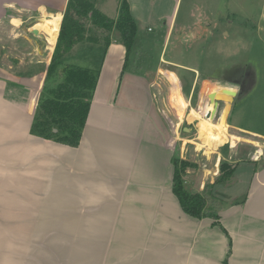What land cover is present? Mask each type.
Instances as JSON below:
<instances>
[{
	"label": "crops",
	"instance_id": "obj_1",
	"mask_svg": "<svg viewBox=\"0 0 264 264\" xmlns=\"http://www.w3.org/2000/svg\"><path fill=\"white\" fill-rule=\"evenodd\" d=\"M67 1L0 0L8 43L0 48V264H222L229 241L228 264H264V158L249 160L240 191L231 193L230 181L212 186L227 236L210 219L186 215L171 189L175 148L156 135L152 98L136 87L147 90L148 82L124 75L125 48L111 41L112 33L78 147L30 134L45 72L16 77L5 58L12 53L27 66L29 57L46 51L47 67L57 39L48 57L47 36L36 26L49 15L63 17ZM88 45H76L67 61L81 64L88 56L78 51L94 48ZM224 90L209 94L233 98V90ZM192 96L183 95V108L201 121L216 100L208 98L202 116L191 107ZM136 118H144L138 128ZM231 163L237 168L242 162ZM198 186L190 192L201 191L204 182Z\"/></svg>",
	"mask_w": 264,
	"mask_h": 264
},
{
	"label": "rangeland",
	"instance_id": "obj_2",
	"mask_svg": "<svg viewBox=\"0 0 264 264\" xmlns=\"http://www.w3.org/2000/svg\"><path fill=\"white\" fill-rule=\"evenodd\" d=\"M94 1L96 9L117 20L120 0ZM131 3L137 33L124 75L130 74L148 82L147 90H144L145 85L137 84L136 87L152 98L154 117L151 119L160 133L156 135L172 144L175 148L173 156L194 165L193 168L188 167L183 176L185 188L194 191L199 188L200 182L205 185L209 183L207 181H212L222 160L219 159L220 154L230 164L242 162L235 168L230 180L232 185L229 186L231 193L240 191L244 188L243 183H247V174L251 169L249 160L255 156L264 158V0H131ZM46 18H51V15ZM170 24V35L164 44ZM36 28L45 33L41 23ZM6 31V27L0 26V48H7ZM114 39L122 44L116 30L112 32L111 41ZM12 47L22 49L15 44ZM82 49L78 51L82 57H87L89 53L99 57L93 49ZM52 50L53 47L47 43L48 57ZM46 53L41 51L38 57H29L27 62L30 64L27 66H19L12 53L5 60L14 64L13 75L19 72L37 76L43 73L41 69L47 61ZM84 60L77 64L87 65L86 61L83 64ZM246 65L251 67L253 81L252 85L245 83L249 94L239 101L235 98L229 102L219 100L213 121L220 117L228 104L224 132L227 140L205 145L210 148L219 146L216 150L208 149L198 139L200 119L190 115L189 106L183 108V95L194 94L190 97L191 107L204 116L210 92L224 89L239 92V87L231 80L237 78L240 68ZM190 68L199 74L193 73ZM17 85L23 89L30 88L28 85ZM131 88L132 83L128 86L129 90ZM136 119L138 128L144 118ZM232 126L261 132L262 135L238 131ZM214 190L211 194L215 197Z\"/></svg>",
	"mask_w": 264,
	"mask_h": 264
},
{
	"label": "trees",
	"instance_id": "obj_3",
	"mask_svg": "<svg viewBox=\"0 0 264 264\" xmlns=\"http://www.w3.org/2000/svg\"><path fill=\"white\" fill-rule=\"evenodd\" d=\"M113 30L119 32L125 48L124 73L137 33L127 0H120L117 20L108 18L96 9L94 0L67 1L49 64L46 68L43 65L41 69V72L45 71V77L30 128L31 135L68 147H78ZM78 44L93 45L99 57L89 53L85 59L88 65L68 62L66 56ZM22 75L19 72L14 74L16 77ZM248 82L252 85L253 81L249 66L246 65L240 68L239 76L231 80L232 84L239 87L236 100L249 94V88L245 87ZM172 164L171 189L182 211L197 220L210 219L212 225L219 227L227 236L219 222L221 201L211 194V189L216 183L231 180L235 164L222 159L214 183H206L199 192L188 191L183 181L186 169L194 165L178 156H173ZM230 254L229 241L222 264H228Z\"/></svg>",
	"mask_w": 264,
	"mask_h": 264
},
{
	"label": "bare ground",
	"instance_id": "obj_4",
	"mask_svg": "<svg viewBox=\"0 0 264 264\" xmlns=\"http://www.w3.org/2000/svg\"><path fill=\"white\" fill-rule=\"evenodd\" d=\"M61 18L62 16L60 14H55L51 15V18L43 19L41 22V28L45 31V34L47 36V43L50 47H53L57 39ZM214 99L216 101L223 100L225 102H229L231 100V98L227 96L224 92L218 93L216 96L214 94H211L210 101H213ZM215 102L211 109L210 117L201 119V124L198 131V139L206 145L220 144L226 142L227 140L224 132L227 127L226 117L228 113V108L225 110V112L221 113L220 117L216 119V121H213L216 114Z\"/></svg>",
	"mask_w": 264,
	"mask_h": 264
},
{
	"label": "water",
	"instance_id": "obj_5",
	"mask_svg": "<svg viewBox=\"0 0 264 264\" xmlns=\"http://www.w3.org/2000/svg\"><path fill=\"white\" fill-rule=\"evenodd\" d=\"M31 33H32L33 35H35V36H38V35H39V31L36 30V29L31 30ZM231 93H232L233 98H236L237 95H238V92L235 91V90H234V92H231ZM208 98H209V99L211 98V94L208 95ZM218 102H219V100H217V101L215 102V112H216V113H217V110H218V108H219V103H218ZM210 115H211V112L208 111V112H206L205 117H206V118H209ZM262 147L264 148V143L262 144Z\"/></svg>",
	"mask_w": 264,
	"mask_h": 264
},
{
	"label": "flooded vegetation",
	"instance_id": "obj_6",
	"mask_svg": "<svg viewBox=\"0 0 264 264\" xmlns=\"http://www.w3.org/2000/svg\"><path fill=\"white\" fill-rule=\"evenodd\" d=\"M251 67L249 66V69H250ZM250 71V70H249ZM251 72V71H250Z\"/></svg>",
	"mask_w": 264,
	"mask_h": 264
}]
</instances>
